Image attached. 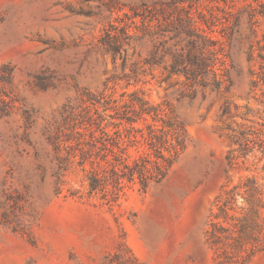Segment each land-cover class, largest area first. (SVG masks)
<instances>
[{
  "label": "rangeland",
  "instance_id": "rangeland-1",
  "mask_svg": "<svg viewBox=\"0 0 264 264\" xmlns=\"http://www.w3.org/2000/svg\"><path fill=\"white\" fill-rule=\"evenodd\" d=\"M0 264H264V0H0Z\"/></svg>",
  "mask_w": 264,
  "mask_h": 264
},
{
  "label": "trees",
  "instance_id": "trees-1",
  "mask_svg": "<svg viewBox=\"0 0 264 264\" xmlns=\"http://www.w3.org/2000/svg\"><path fill=\"white\" fill-rule=\"evenodd\" d=\"M177 65H180V64H177ZM177 65H175V66L173 67L174 71H182V72L187 73V74L189 73V70L187 69L186 66H185L184 68H182L181 70H178L177 67H179V66H177ZM158 152H160V154H161V151L158 150ZM161 155H162V154H161Z\"/></svg>",
  "mask_w": 264,
  "mask_h": 264
}]
</instances>
